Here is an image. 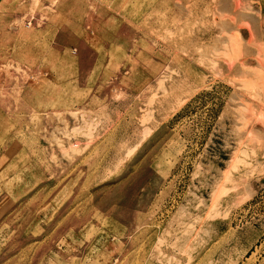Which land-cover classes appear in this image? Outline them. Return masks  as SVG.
<instances>
[{"label":"rangeland","instance_id":"1","mask_svg":"<svg viewBox=\"0 0 264 264\" xmlns=\"http://www.w3.org/2000/svg\"><path fill=\"white\" fill-rule=\"evenodd\" d=\"M0 264H264V0H0Z\"/></svg>","mask_w":264,"mask_h":264}]
</instances>
